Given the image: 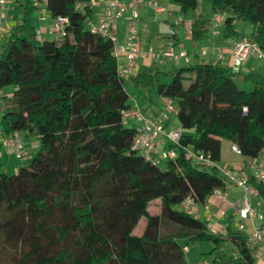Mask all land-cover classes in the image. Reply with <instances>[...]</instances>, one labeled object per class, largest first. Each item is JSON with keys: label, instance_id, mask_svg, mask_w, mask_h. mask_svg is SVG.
<instances>
[{"label": "trees", "instance_id": "obj_1", "mask_svg": "<svg viewBox=\"0 0 264 264\" xmlns=\"http://www.w3.org/2000/svg\"><path fill=\"white\" fill-rule=\"evenodd\" d=\"M91 1H46L49 16L69 21L61 41L37 40L33 2L18 1L23 20L2 47L0 139L32 135L39 151L15 175L2 173L0 162V264H190L185 248L204 241L213 245V264H257L246 235L230 228L212 234L207 222L177 209L188 199L204 206L215 191L227 190L218 169H201L182 150L162 168L132 150L137 129L123 120L130 96L111 41L86 26ZM173 1L192 14L200 41L210 21L197 17L200 0ZM207 1L224 16L225 39H243L234 25L242 20L264 51V0ZM78 3L87 4L85 12ZM172 76L163 84L160 73L142 74L135 83L178 102L183 145L219 163L227 140L244 157L264 160V82L243 91L221 62L187 65ZM8 86L14 93L2 97ZM249 183L264 200V184ZM156 200L160 214L153 215Z\"/></svg>", "mask_w": 264, "mask_h": 264}, {"label": "built area", "instance_id": "obj_2", "mask_svg": "<svg viewBox=\"0 0 264 264\" xmlns=\"http://www.w3.org/2000/svg\"><path fill=\"white\" fill-rule=\"evenodd\" d=\"M46 1L47 0H32L33 6L39 10V20H45L49 16L46 10ZM160 1L161 0H108L105 2L104 10L100 14L98 22H93L91 18L87 20L86 24H88V28L92 32L111 41L113 46V57L118 63V72L122 78L132 75L138 64L146 58L155 60L157 63L166 61L172 62L180 59L188 61V55L185 52L181 54L176 52V43L173 40L159 53L155 52L153 48L145 50L140 45V34L143 27L140 8L147 7L153 9L157 14H162L166 12V9L160 4ZM14 3L15 0H0V33L6 20L5 14L14 8ZM86 8L87 4L78 3L76 5V9L82 12H85ZM127 13H129V17L126 22V36L122 43H120L114 33V23L121 20ZM223 20V15H217L216 18L212 20V26L217 27L218 24L223 23ZM68 24L69 21L67 18H54L53 24L46 30L41 28L36 30V39L41 41L45 38V34L48 36L57 35L61 38H65ZM175 25H182L184 27L186 41L191 42L194 40L192 20L180 17ZM175 35L176 31L171 29L170 37L173 38ZM206 55L207 52L203 51L202 56L205 57ZM121 57H125V62L123 64L120 62ZM251 57L264 59V51L249 37L237 40L230 53V68L232 73L235 76L239 75L243 63ZM217 59L221 63H225L227 60L226 54L221 49H218ZM166 108L170 111L174 110L172 100H167ZM123 120L124 122L138 121L141 123V126L137 129L132 150L141 155L145 160L157 164L159 160H175L179 157V150H182L187 159L207 168L218 169L228 184L241 188L243 192L242 197L239 202L234 205L235 212L240 218L238 230L241 233L246 232L245 222H249L252 229L248 235V242L264 253V213L258 210V208L262 207V201L259 190L250 185V179L245 169L234 170L222 168L202 151L190 145H183L182 138L184 133L182 128L176 131L166 132L161 120L155 121L146 118L139 109H130L123 112ZM161 138H166L170 142L171 147L158 151V144ZM2 146L9 155L17 159H22L25 155L23 137L22 134L18 132L4 138L2 140ZM232 150L242 155L238 146L233 145ZM250 166L254 169V178L264 184V160H257ZM214 193L218 194L222 201H227V193L221 190H217ZM183 206L188 214L198 218L200 206L193 199L186 200ZM185 250H187V248H185ZM198 264L206 263L199 262Z\"/></svg>", "mask_w": 264, "mask_h": 264}, {"label": "crops", "instance_id": "obj_3", "mask_svg": "<svg viewBox=\"0 0 264 264\" xmlns=\"http://www.w3.org/2000/svg\"><path fill=\"white\" fill-rule=\"evenodd\" d=\"M18 1L21 0H15L14 8L7 12L5 14V22L2 27V31L0 33V42H3L5 40V37L11 34L12 27H9V24L11 23L10 20L12 18V11L19 10L18 9ZM108 0H96V6H92L91 1V7L94 15V11L96 8H98V13L95 15V19L91 16V20L93 22H98L100 14L103 12L105 7V2ZM173 0H161L160 4L166 9V12L162 14H157L153 9L147 8V7H141L140 8V16H141V22L143 24L141 34H140V45L143 49L148 50L149 48H153V50L157 53L162 52L168 45L170 41H175L176 43V52L178 54H181L185 52L188 55V61L185 59L177 60V62L183 60L187 64H201V63H209V64H216L218 63L217 59V53L218 49H221L227 57V60L225 63H222L230 68V53L232 51L234 43L237 41V39H225L222 35V29L220 28L223 23L218 24L217 27L212 26L213 21H209L207 31H210V36L207 37V44L205 46L202 45L200 47L206 48L207 55L205 57L202 56L203 51H197L199 48V45L201 44V41L203 40L204 35L202 36V39L200 40L199 44H195L194 40L191 42L186 41V35L185 30L182 25L176 26L175 23L178 21L180 17H183L187 20H192L194 17L190 13L182 14L180 12V8L177 4L178 11L175 8L172 3ZM17 12V11H16ZM190 14V16H189ZM14 19H17V16H13ZM35 17V18H34ZM129 17V13L125 14L124 17L114 23V33L116 34L118 40L120 43H122L123 39L126 36V22L127 18ZM197 17H201L199 13L197 12ZM33 19L34 23L33 26L35 30L37 29H43L46 30L48 27H50L53 24L54 18L51 16H48L45 20H39V10L35 8L33 13ZM18 24V23H17ZM88 25V24H87ZM171 29H174L176 31L175 37H170V31ZM208 33V32H207ZM47 34H45V38L48 39ZM243 38H247V36L243 35ZM207 46V47H206ZM203 50V49H201ZM191 56V57H190ZM257 57H251L247 61H245L240 69V81L242 84V87L244 90L248 88H252L253 85L249 83V81L252 78H257L256 76H259V72H261V69H259V63H256ZM121 64L125 62V57H121L120 59ZM170 64L163 63H157L155 60H152L150 58H146L142 60L138 66L136 67L134 73L130 76H125L123 78L124 86L127 92L132 94V100L129 102L131 109H139L143 116L146 118L152 119V120H161V123L163 125V128L166 132L170 131H176L181 129V125L177 118V111L175 113V116H170V114L165 113L163 110L165 109L167 105V99L160 96L158 93L157 95L154 92H151L150 90H146V87L137 86L135 83V78L139 75L146 74L153 76L154 73H160V69L162 67L168 66V70L171 73V75L176 71L175 70V61L169 62ZM166 66V67H167ZM238 76V75H237ZM160 80V78H159ZM149 88V87H147ZM140 89V90H139ZM153 89V88H152ZM139 90V94H142V97L137 96L135 91L137 92ZM156 91L155 89H153ZM138 93V92H137ZM142 98V99H141ZM146 101H145V99ZM145 101V105H142L141 101ZM158 105H161L162 109L160 110ZM155 108V110H154ZM174 108V107H173ZM170 111V110H168ZM174 111V110H172ZM150 115H146V114ZM175 117V118H173ZM176 120V121H175ZM136 122V121H134ZM3 139H0V142L2 143ZM24 143V139H23ZM221 160L218 164L225 163L226 166L230 167L234 170H241L245 169L249 179L254 178V169L250 166L253 162L257 161L256 159H251L244 157L242 155H239L235 153L232 150L233 143L227 140H221ZM171 147L170 142L166 138H161L159 140L158 144V151H161L162 149H168ZM32 150L36 151L39 148L38 141L33 142ZM27 149L26 143H24V151ZM4 150V149H3ZM7 153V152H6ZM25 153V152H24ZM25 156V155H24ZM160 161V160H159ZM6 160L4 158V161L1 163L2 167L3 164L6 165ZM7 166V165H6ZM226 168V167H224ZM224 193H227L228 198L227 201H222V199L219 197L218 194H213L207 201L206 205L200 207V212L198 218L200 217L205 218V222L209 225V232L214 234H227L228 229H232L230 223H223V219L225 216L230 215L229 219H235L238 224L240 222L239 216L236 214L234 205L239 202V200L242 197V190L241 188L229 185L228 189L223 191ZM161 203V202H160ZM185 210V209H184ZM260 211V208H258ZM160 214V213H157ZM153 214V215H157ZM246 224V232L243 234L248 237L249 233L251 232V224L249 222H245ZM145 227V226H144ZM144 230V228H143ZM236 231L238 230V225L236 227ZM143 233V232H142ZM254 247V246H253ZM255 251V259L256 263L258 264H264V253L257 247H254ZM190 252L189 247H187L186 254ZM202 255V254H201ZM198 258V261L190 262V264H198L199 262L203 261L202 258Z\"/></svg>", "mask_w": 264, "mask_h": 264}, {"label": "rangeland", "instance_id": "obj_4", "mask_svg": "<svg viewBox=\"0 0 264 264\" xmlns=\"http://www.w3.org/2000/svg\"><path fill=\"white\" fill-rule=\"evenodd\" d=\"M95 1L96 0H93L92 6L97 7V4ZM172 2H173L172 4L174 6H176L175 8L178 11L177 5H175L174 1H172ZM16 11L14 10L11 12L12 13L11 16L13 19L10 20L11 23L9 24V27H12L13 25H16L17 23H21L23 20V17H24L23 11L22 10H16ZM96 13H98V8L95 9L94 15H92L93 19H95L94 17H95V15H97ZM198 13L201 17H203L205 19H209L210 21L215 19L216 16L218 15V14L213 13L211 3L208 2L207 0H200L199 1ZM14 15L17 16V19H14V17H13ZM189 16H190V14H189ZM234 25H235L236 31H238L242 36L245 35V36L249 37L251 35V33L253 32V26L250 23L244 22L242 20L235 21ZM86 26H88V25L86 24ZM220 28L223 30V26H221ZM207 32L205 33L203 40L201 41V44L199 45V48L197 51L201 52V51L206 50V48H204V46H205V44H207V37L210 36V34H211V33H209L210 31H207ZM48 38L52 39V40H56V41L63 40V38H61L57 35L50 36ZM7 40H8V35L5 37V40H3V42H0V53L2 51L3 45L7 42ZM199 42L200 41H194L195 44H199ZM202 42H203L204 46L201 49H203V50L200 49ZM174 63H175L174 66L176 67L175 70L182 68V67H186L187 65H190V64L185 63L183 60H181L179 62L175 61ZM256 63H259V69H261V72H259V76H256L257 78H252L249 81V83H251L253 85V87L244 90V88L242 87L241 81H240V76L238 75V76H235L234 80L237 83L239 89L246 91V92H252L254 90L256 82L258 84H261L264 82L263 81V79H264V59H258L257 58ZM165 64H170V63L165 62ZM191 65H194V64H191ZM166 66L162 67L160 69V72L162 73L160 75V82L163 84H170L173 80V76L169 72L168 66L167 67ZM139 90H137L138 93L136 91H135V93L137 94V96L142 97V94H139ZM146 90H150L151 92H154L157 95V92L154 91L152 88L146 87ZM14 91H15L14 86L5 87L1 90V96L2 97L11 96L14 93ZM128 94L130 96V99H129V102H130L132 100V94L129 92H128ZM145 101H146V99H145ZM145 101H143V100L141 101L142 105H145V103L147 102V101L146 102ZM3 104L4 103L2 101L0 103V108H1L0 109V127H1V120H2V116H3V113H2ZM158 107H160L159 109L161 110L163 106L161 107V105H158ZM173 107H174V111H168L166 107L163 111L165 113L170 114V116H175V113H176L177 107H178V102L174 101ZM154 110H155V108H154ZM146 115H150V114L147 113ZM173 118H175V117H173ZM125 126L129 127V128L138 129L141 126V123L138 121H136V122L128 121V122H125ZM185 132L186 131L183 130V133H184L183 135L186 134ZM22 136L24 139V143H26V145H27V149L24 151L25 156L21 160L17 159L14 156L9 155L3 149L0 151V162L2 163L4 161V158L7 161L6 162L7 166L5 164H3V167H2V173L6 174V175H10V176L15 175L19 171L20 167L23 165H27L29 163V160L31 158H33L39 151V148L36 151L32 150L33 149L32 148L33 142L37 141L36 137H34L32 135H28V134H23ZM166 163L167 162H165V161H159L158 164L160 167L164 168L166 166ZM193 163H194V165L198 164L194 161H193ZM219 166H221L222 168L226 167V169H231L230 167L226 166L225 163H221V164H219ZM198 167H200L201 169H206L202 165H198ZM261 201H262V207L260 208V212L264 213V200L261 199ZM160 208H161L160 200L153 201L149 206V212H150V214L160 213ZM177 209L178 210H184L185 207L183 205H181V206H178ZM229 216L230 215H227L224 217V219L222 220L223 221L222 224L224 225V223L226 224L228 222L229 223L231 222L229 225H231L233 230L236 231V227L238 224H236L237 222L235 221V219H229ZM200 220L204 221L205 218L200 217ZM145 223H146V220H145V218H143L140 221V223L138 224V226L135 228L134 234L141 235L143 232V228L145 226ZM182 244H184V242H182ZM189 250H190V252L186 256L190 262H194L196 260L198 261V258L200 257L201 254H206L207 256H206V258H204L205 260H203L201 262H205L206 264H213L212 263L213 255H211L212 250H213V245L210 242L204 241V242H201V243L196 244V245H189ZM229 253H230V251H229Z\"/></svg>", "mask_w": 264, "mask_h": 264}]
</instances>
